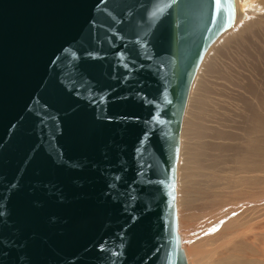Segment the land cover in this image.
I'll list each match as a JSON object with an SVG mask.
<instances>
[{"label":"water","instance_id":"water-1","mask_svg":"<svg viewBox=\"0 0 264 264\" xmlns=\"http://www.w3.org/2000/svg\"><path fill=\"white\" fill-rule=\"evenodd\" d=\"M232 0H0V264H186L178 129Z\"/></svg>","mask_w":264,"mask_h":264},{"label":"bare ground","instance_id":"bare-ground-1","mask_svg":"<svg viewBox=\"0 0 264 264\" xmlns=\"http://www.w3.org/2000/svg\"><path fill=\"white\" fill-rule=\"evenodd\" d=\"M231 18L181 112L172 198L186 264H264V0H232Z\"/></svg>","mask_w":264,"mask_h":264},{"label":"rangeland","instance_id":"rangeland-1","mask_svg":"<svg viewBox=\"0 0 264 264\" xmlns=\"http://www.w3.org/2000/svg\"><path fill=\"white\" fill-rule=\"evenodd\" d=\"M217 206L218 205L214 203V204H212V207H209L208 209L213 212L215 209H217ZM191 212H192V215L208 213L206 211V207L205 208H201V207H198V208L191 207ZM205 220H206V218L203 217V220L198 221L197 223H195L194 226H193V228H195V227L196 228H198V227H204ZM208 221H211V219H209ZM209 247L210 246H207L206 247V250L207 251L210 249Z\"/></svg>","mask_w":264,"mask_h":264}]
</instances>
